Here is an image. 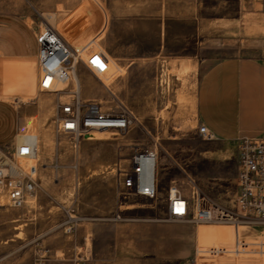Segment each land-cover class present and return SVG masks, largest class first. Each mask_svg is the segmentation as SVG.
<instances>
[{
	"label": "rangeland",
	"instance_id": "1",
	"mask_svg": "<svg viewBox=\"0 0 264 264\" xmlns=\"http://www.w3.org/2000/svg\"><path fill=\"white\" fill-rule=\"evenodd\" d=\"M85 1L0 0V11L23 17L30 25H49L79 50L97 37L95 43L110 54L109 71L99 79L79 64L75 81L82 98L101 103L105 111L128 110L134 123L124 134L97 133L75 148L69 137L58 138L51 126L57 97L36 89V99L27 105L33 113L22 114L19 141H37V155L22 163L39 166L41 187L26 209L0 206V264H260L256 259L262 256L255 253H243V261L233 253L199 254L200 225L218 223L183 225L166 222L164 215L168 191L176 185L189 198L199 193L226 209L233 207L238 145L205 141L198 135L201 61L239 55L264 59V49L228 37L200 50L193 40L178 37L176 32L186 28L179 25H172L175 33L167 37V48H160L159 22L137 13L146 14L148 2L155 8L161 0H96L101 21L87 18L88 27ZM112 13L120 18L112 19ZM49 16H55V24ZM106 16L109 28L100 38ZM256 19L249 18L245 25L254 31ZM10 98L4 97L17 104ZM155 144L160 149V199L125 203L124 210H135L125 212L119 223L100 221L95 206L117 203L118 170L128 168L136 149Z\"/></svg>",
	"mask_w": 264,
	"mask_h": 264
},
{
	"label": "crops",
	"instance_id": "2",
	"mask_svg": "<svg viewBox=\"0 0 264 264\" xmlns=\"http://www.w3.org/2000/svg\"><path fill=\"white\" fill-rule=\"evenodd\" d=\"M151 2H148L146 14L138 12L137 15L159 22L162 39L160 48H167V37L175 33L172 31V25H179L186 28L176 32L179 33L178 37L181 40H193L200 50L210 48L211 45L208 44L226 41L228 37L234 41L256 44V47L264 49V0H161L155 8L151 7ZM99 8L101 6L96 0L84 2L85 27H88L87 18H98L100 23ZM135 15L136 13L132 14L133 17ZM253 16L257 18V28L254 31L245 25L250 24L247 20ZM106 17L105 34L109 28V17ZM113 18L120 17L112 13ZM38 29L39 25L36 23L30 25L23 17L0 11L1 147H13L17 144L18 135L19 138L21 136L22 114L33 113L27 105L30 101L34 102L39 93L37 65L39 45L36 39ZM113 48L114 51L117 49L115 45ZM3 60H19L28 69L25 76L18 78L17 87L7 91L4 96L1 94ZM201 66L203 73L196 102L198 119L214 135L215 141L224 145H238L244 138H264V59L246 55L231 56L218 61L208 58L201 61ZM4 97L25 98V101L20 103L16 101L17 104H13ZM44 206L41 205V208ZM79 206L71 205L74 208ZM123 207L117 201L116 205H96L95 211L101 214L100 221L119 223L120 221L114 219L116 213H131L135 210L132 208L124 210ZM241 231L249 235H242ZM238 235L243 240L258 238L264 240V226L200 225L198 252L207 257H224L227 253H233L242 258V253L233 252ZM211 249H224L225 252L214 254ZM261 256V259L256 260L264 264V254ZM243 260L245 259L242 258L241 261Z\"/></svg>",
	"mask_w": 264,
	"mask_h": 264
},
{
	"label": "built area",
	"instance_id": "3",
	"mask_svg": "<svg viewBox=\"0 0 264 264\" xmlns=\"http://www.w3.org/2000/svg\"><path fill=\"white\" fill-rule=\"evenodd\" d=\"M106 24L99 36L105 34ZM39 53L38 91L57 97L51 126L55 135L67 136L75 148L83 139L109 131L121 135L128 132L134 123L133 114L120 108L105 111L95 100H84L76 85L75 74L81 64L96 77L109 71L110 56L95 41L86 42L79 50L71 45L56 29L49 25L39 26L37 35ZM100 75V76H99ZM74 84L70 89L71 84ZM64 85V87H61ZM68 96V101H63ZM113 121L117 127H101L105 121ZM198 135L205 141H215L209 129L200 125ZM37 141L29 138L13 147L0 146V201L1 207L24 209L29 200L36 198L40 189L39 166L22 163V160L37 155ZM237 190L233 207L226 209L197 193L187 197L176 185L170 187L166 199L165 217L168 222L179 223H230L239 227L245 224L264 223V138H244L238 142ZM59 169V166L56 165ZM74 169L78 171V166ZM117 177V201L125 205L136 199L158 201L162 194L160 178V149L158 145L136 149L129 158L127 169H119ZM73 217H71L72 219ZM116 221L123 220L122 212L115 214ZM72 231V229H70ZM214 254L224 249H211ZM234 253L264 254V242H248L238 235Z\"/></svg>",
	"mask_w": 264,
	"mask_h": 264
},
{
	"label": "bare ground",
	"instance_id": "4",
	"mask_svg": "<svg viewBox=\"0 0 264 264\" xmlns=\"http://www.w3.org/2000/svg\"><path fill=\"white\" fill-rule=\"evenodd\" d=\"M49 21L53 24H55V16H49ZM28 69L25 67L24 64H21L19 60L17 61H9V60H3L1 63V94L4 96L7 91H9L10 88H15L18 85V78L23 77L27 74ZM77 74V71H76ZM75 74V78H76ZM79 90L81 91L80 86L77 84ZM11 99V98H10ZM25 98H19L17 99L18 102H22ZM101 127H117V124L115 123V120L113 121H105L101 124ZM110 133L109 131H104L101 133H98L100 135H105ZM96 135V134H95ZM95 135L89 138V140L95 139ZM106 137V136H105ZM99 140L103 139L102 137L97 138ZM107 139V138H106ZM175 189L172 190L174 192ZM35 199V198H33ZM4 202V201H3ZM218 224H225L228 223H218ZM203 225V224H201ZM245 225H253V226H264V223H258V224H245Z\"/></svg>",
	"mask_w": 264,
	"mask_h": 264
}]
</instances>
